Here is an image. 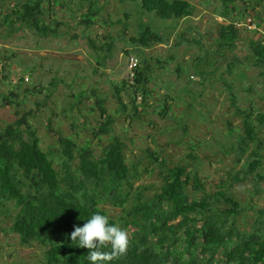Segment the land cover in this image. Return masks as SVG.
<instances>
[{
	"label": "rangeland",
	"instance_id": "rangeland-1",
	"mask_svg": "<svg viewBox=\"0 0 264 264\" xmlns=\"http://www.w3.org/2000/svg\"><path fill=\"white\" fill-rule=\"evenodd\" d=\"M24 1L0 0V130L25 118L53 160L61 149L56 133L89 145L95 156L118 137L127 160L139 166L133 190L139 187L150 196L161 183L162 166L148 156L150 149L166 167H198L210 193L222 185L229 189L244 206L239 221L252 222L254 211L264 206V123L253 119L262 159L246 176L243 162L255 146L241 139L239 110L252 106L264 113V76L249 57V41L264 40V0H188L192 15L180 20L147 12L140 1L42 0L44 19L52 22L56 36H40L6 19ZM91 1L93 10H100L93 23L84 24ZM53 18L61 24L54 25ZM230 22L239 29L234 48L218 39L219 25ZM145 26L165 41L148 48L131 44L129 37ZM130 56L137 57L136 67L151 70L145 95L141 88L137 94L122 87L117 92L122 80L131 83ZM166 104L169 114L161 116ZM108 120L105 133L102 123ZM12 204L0 217V264H45L42 245L22 244L9 232ZM105 208L114 218L121 214L120 208Z\"/></svg>",
	"mask_w": 264,
	"mask_h": 264
},
{
	"label": "trees",
	"instance_id": "trees-1",
	"mask_svg": "<svg viewBox=\"0 0 264 264\" xmlns=\"http://www.w3.org/2000/svg\"><path fill=\"white\" fill-rule=\"evenodd\" d=\"M56 1L58 4L59 0ZM131 1H140L143 10L155 11L167 19L180 20L192 15L188 0ZM221 1L226 4L237 0ZM93 6L94 2H89L81 19L84 24L93 23L92 17L99 12L100 8L93 10ZM45 13L42 0H27L12 10L13 18L5 16L40 36H56L52 22L44 19ZM53 21L54 25L61 24L56 18ZM123 24L127 26L126 22ZM238 33L233 22L221 23L218 29L221 46L234 48ZM129 41L148 48L165 39L160 32L145 26ZM249 49V57L264 76V40L251 39ZM128 71L131 83L122 80L117 92L122 87L137 94L141 88L145 95L150 68L135 66ZM119 102L125 107L120 98ZM167 108L168 104L162 105L161 116L169 114ZM136 109L134 106L133 115L138 117ZM239 111L244 114L241 139L245 146L247 141L255 146L243 162L247 176L259 167L262 159L258 153L261 140L253 119L264 123V113L254 111L252 106ZM111 123V120L103 122L102 131L108 133ZM56 138L61 149L53 160L49 152L41 149L36 131L25 118L0 130V217L10 213L8 203L13 202L15 211L9 232L18 235L22 244L42 245L45 264H89L86 257L89 250L76 246L70 234L95 212L130 231L126 254L110 264H264V206L254 211L249 225L247 221L240 222L244 206L229 189L221 184V188L210 193L198 167H166L164 158L150 149L148 156L162 166V180L154 194L146 196L139 187L133 190L139 166L127 160L120 138L113 137L101 156H95L89 145L78 146L59 133ZM241 148L244 152L245 148ZM74 158L78 161L74 162ZM106 204L120 208V216L114 218Z\"/></svg>",
	"mask_w": 264,
	"mask_h": 264
},
{
	"label": "clouds",
	"instance_id": "clouds-1",
	"mask_svg": "<svg viewBox=\"0 0 264 264\" xmlns=\"http://www.w3.org/2000/svg\"><path fill=\"white\" fill-rule=\"evenodd\" d=\"M70 237L76 246L89 250L86 256L89 264H110L126 254L129 244L128 232L110 223L109 217L100 212L93 213L83 226H76Z\"/></svg>",
	"mask_w": 264,
	"mask_h": 264
},
{
	"label": "built area",
	"instance_id": "built-area-1",
	"mask_svg": "<svg viewBox=\"0 0 264 264\" xmlns=\"http://www.w3.org/2000/svg\"><path fill=\"white\" fill-rule=\"evenodd\" d=\"M137 59L135 57H130L129 61H128V68L130 71H132V69L134 68V66L136 65Z\"/></svg>",
	"mask_w": 264,
	"mask_h": 264
},
{
	"label": "bare ground",
	"instance_id": "bare-ground-1",
	"mask_svg": "<svg viewBox=\"0 0 264 264\" xmlns=\"http://www.w3.org/2000/svg\"><path fill=\"white\" fill-rule=\"evenodd\" d=\"M128 61H129V60H128ZM136 64H137V62H136ZM135 66H136V65H135ZM135 66H134V67H135ZM127 68H128V67H127ZM128 70H129V68H128Z\"/></svg>",
	"mask_w": 264,
	"mask_h": 264
}]
</instances>
